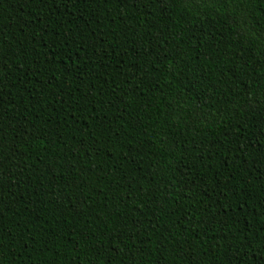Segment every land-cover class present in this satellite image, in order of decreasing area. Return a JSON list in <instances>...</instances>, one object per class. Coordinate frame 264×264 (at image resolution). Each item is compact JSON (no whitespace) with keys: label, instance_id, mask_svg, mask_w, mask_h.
<instances>
[{"label":"trees","instance_id":"obj_1","mask_svg":"<svg viewBox=\"0 0 264 264\" xmlns=\"http://www.w3.org/2000/svg\"><path fill=\"white\" fill-rule=\"evenodd\" d=\"M0 264H264V0H0Z\"/></svg>","mask_w":264,"mask_h":264}]
</instances>
